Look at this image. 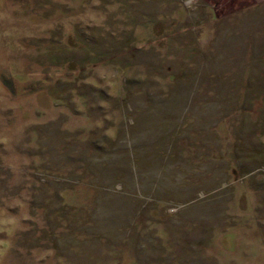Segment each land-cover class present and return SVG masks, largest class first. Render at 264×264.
<instances>
[{
    "label": "rangeland",
    "instance_id": "374dc122",
    "mask_svg": "<svg viewBox=\"0 0 264 264\" xmlns=\"http://www.w3.org/2000/svg\"><path fill=\"white\" fill-rule=\"evenodd\" d=\"M0 264H264V0H0Z\"/></svg>",
    "mask_w": 264,
    "mask_h": 264
}]
</instances>
